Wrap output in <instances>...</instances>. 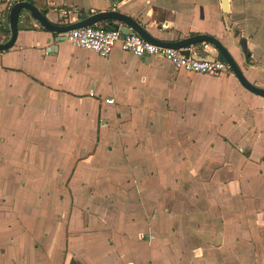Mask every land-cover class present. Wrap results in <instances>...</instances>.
Segmentation results:
<instances>
[{
	"label": "crops",
	"instance_id": "1",
	"mask_svg": "<svg viewBox=\"0 0 264 264\" xmlns=\"http://www.w3.org/2000/svg\"><path fill=\"white\" fill-rule=\"evenodd\" d=\"M30 1L56 24L118 11L163 40L213 36L264 89V0H228L227 14L220 0ZM54 38L22 12L0 53V183L75 189L45 192L56 218L35 215L40 193L10 194L0 264H264V98L230 69L187 74ZM189 50L220 60L209 44Z\"/></svg>",
	"mask_w": 264,
	"mask_h": 264
},
{
	"label": "water",
	"instance_id": "2",
	"mask_svg": "<svg viewBox=\"0 0 264 264\" xmlns=\"http://www.w3.org/2000/svg\"><path fill=\"white\" fill-rule=\"evenodd\" d=\"M220 5H221L222 13L227 14L229 12L228 0H220ZM5 12L6 14H8V29L10 35H9V39L6 42L0 43V53L5 52L9 50L11 47H13L18 33L19 17L22 12H27L32 20L37 22L47 32L53 34L55 36L54 39L56 43L64 41L62 37L57 38V35L59 34H64L69 32L70 30H75L83 27L94 26L103 21L112 20L125 25L124 27L118 28L123 35H127L131 32H135L148 43L162 47H169L176 50L182 48L184 49V51L182 52L184 56L186 57L192 56L196 60L208 61V62L215 61V59L212 57L203 56V55H194L190 53L188 50L191 46H195L198 44L211 45L222 57V59L227 63L229 69L231 70L237 81L240 83V85L250 93L264 98V89L259 87L255 83L254 84L250 83L245 78V76L243 75L240 68L235 63L234 59L227 51V49L219 42V40H217L215 37L210 35L196 34V35H191L187 38H181L179 40H173V41L163 40L156 34L148 33L143 27H141V25H139V23H137L131 17L119 13L118 11H107V12L96 13L89 17H86L85 19L72 22L69 24L52 23L47 19L45 14H43L40 10H38L36 7H34L32 4L28 2L16 3L13 6L9 7ZM157 30H161V27H158Z\"/></svg>",
	"mask_w": 264,
	"mask_h": 264
},
{
	"label": "built area",
	"instance_id": "3",
	"mask_svg": "<svg viewBox=\"0 0 264 264\" xmlns=\"http://www.w3.org/2000/svg\"><path fill=\"white\" fill-rule=\"evenodd\" d=\"M19 2L22 0H10L4 2L3 7L0 5V17L9 7ZM61 37L74 47L95 53L103 58L108 57L118 46L124 52L136 57H160L169 62L176 71L187 74L218 77L229 71L225 61L208 62L196 60L192 56L186 57L182 54L184 51L182 48L176 50L148 43L135 32L123 35L119 29H106L94 25L57 35V38ZM104 102L109 105L113 104L112 99H105Z\"/></svg>",
	"mask_w": 264,
	"mask_h": 264
},
{
	"label": "rangeland",
	"instance_id": "4",
	"mask_svg": "<svg viewBox=\"0 0 264 264\" xmlns=\"http://www.w3.org/2000/svg\"><path fill=\"white\" fill-rule=\"evenodd\" d=\"M4 15H6V14H4ZM66 19H68V17H66ZM165 33L168 34L167 31ZM168 37H172L173 39H175L174 36H168ZM252 64L253 63H251V65ZM166 137L169 138L168 132L166 133ZM61 138L62 137H59V139H61ZM33 170L34 169H30V173ZM35 170H37V169H35ZM57 170H59V169L53 170V172L55 171L54 174H57L56 173ZM65 170L66 169L63 168V171H65ZM39 174H40V172H39ZM41 174H43V172H41ZM68 175L71 176V173ZM56 179L57 178H55V180L50 182V183H42L43 181H41V179L39 181H36V182L32 181V182L8 183L9 178L8 179L5 178L6 181L8 180V182H6L7 184L6 183H0V209H1L0 211H1V213L4 211L9 213V211L6 209V207H8V205L16 202V199L13 200V199L8 198V197H10V194L15 195V197L17 195V197H18V196H25V195L32 194V193H34V194L40 193L39 194L40 197H38V194H35V202H36L37 206H38V204L40 205L37 208H35V215L37 216L38 211H41V209H42L46 213L45 216H52V217L56 218L54 213H51L52 210H50V207L52 205L51 203L53 202V199L51 201V198H49L51 195H46L45 192L49 191V192L58 193L60 191L62 192L63 190L70 191L71 187L73 189H75L74 185H71L70 183H64L63 184V182H61V183L59 181L57 182ZM1 199H3V200H1ZM17 202H19V201L17 200ZM3 207H5L4 210L2 209ZM11 208H12V206H9V209H11ZM25 218H26L25 211H22L21 215L17 217L18 222H19L17 224L20 226L23 225L26 228L27 222L24 220ZM55 226H56V229H58V227H59L58 223Z\"/></svg>",
	"mask_w": 264,
	"mask_h": 264
},
{
	"label": "trees",
	"instance_id": "5",
	"mask_svg": "<svg viewBox=\"0 0 264 264\" xmlns=\"http://www.w3.org/2000/svg\"><path fill=\"white\" fill-rule=\"evenodd\" d=\"M29 2H31V1L29 0ZM31 3L34 4L35 2L32 1ZM78 19L79 20L85 19V16L79 15ZM102 24H103V26H105L106 29H116L117 28L116 26L113 25V23L111 21H105ZM102 28H104V27H102ZM0 34L5 36L3 42H6L9 39L10 32L8 29V14L2 15V17L0 18ZM218 57L220 60L224 61L220 55Z\"/></svg>",
	"mask_w": 264,
	"mask_h": 264
}]
</instances>
